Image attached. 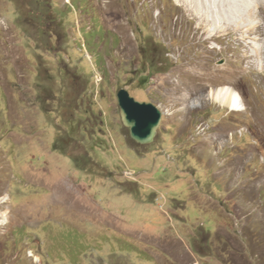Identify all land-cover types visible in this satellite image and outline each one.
<instances>
[{"label":"rangeland","instance_id":"1","mask_svg":"<svg viewBox=\"0 0 264 264\" xmlns=\"http://www.w3.org/2000/svg\"><path fill=\"white\" fill-rule=\"evenodd\" d=\"M211 5L0 0V264H264V76ZM120 88L163 111L153 141Z\"/></svg>","mask_w":264,"mask_h":264},{"label":"bare ground","instance_id":"2","mask_svg":"<svg viewBox=\"0 0 264 264\" xmlns=\"http://www.w3.org/2000/svg\"><path fill=\"white\" fill-rule=\"evenodd\" d=\"M203 1V0H202ZM211 1V0H208ZM218 9L211 10L212 5L209 6L207 13L208 17L214 18L218 28L215 32H234L236 38L239 39L241 45L245 48V54L240 59L245 62V67L240 69H255L259 70L264 76V0H212ZM107 5V4H106ZM249 9V19L237 21L235 14ZM114 12V11H113ZM117 12V11H116ZM199 25H202L206 32H209L210 27L203 26L202 20L197 16ZM232 26L234 28H232ZM199 27V26H198ZM205 31V30H204ZM212 32L210 36H214ZM214 49V48H213ZM227 78L230 82V77L237 69L227 67ZM229 86H224L212 91L211 98L217 103L226 104L234 110H244L243 104L236 92ZM169 111V110H168ZM166 114V113H165ZM65 196V195H64Z\"/></svg>","mask_w":264,"mask_h":264},{"label":"water","instance_id":"3","mask_svg":"<svg viewBox=\"0 0 264 264\" xmlns=\"http://www.w3.org/2000/svg\"><path fill=\"white\" fill-rule=\"evenodd\" d=\"M117 103L131 137L139 143L153 141L162 121L163 111L160 107L153 102L137 100L126 88L118 90Z\"/></svg>","mask_w":264,"mask_h":264},{"label":"crops","instance_id":"4","mask_svg":"<svg viewBox=\"0 0 264 264\" xmlns=\"http://www.w3.org/2000/svg\"><path fill=\"white\" fill-rule=\"evenodd\" d=\"M235 177V176H234ZM238 178H240V177H238ZM241 179H242V177H241ZM227 180H228V190L230 191L232 188H236V191L235 192H240L241 191V189H242V185H240V184H238V183H235V182H233L232 181V177L231 176H229V174H228V176H227ZM240 181H242V180H240ZM243 190L245 191L246 190V188L244 187L243 188ZM231 192V191H230ZM229 192V193H230ZM239 198L237 199L238 200V202L240 201V199L242 198V197H245L244 196V194L243 195H241V196H238Z\"/></svg>","mask_w":264,"mask_h":264}]
</instances>
